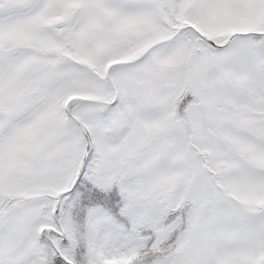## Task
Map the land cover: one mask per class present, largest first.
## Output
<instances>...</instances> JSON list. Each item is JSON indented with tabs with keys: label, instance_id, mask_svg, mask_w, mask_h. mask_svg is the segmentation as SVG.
Here are the masks:
<instances>
[{
	"label": "snow or ice",
	"instance_id": "snow-or-ice-1",
	"mask_svg": "<svg viewBox=\"0 0 264 264\" xmlns=\"http://www.w3.org/2000/svg\"><path fill=\"white\" fill-rule=\"evenodd\" d=\"M0 264H264V0H0Z\"/></svg>",
	"mask_w": 264,
	"mask_h": 264
}]
</instances>
